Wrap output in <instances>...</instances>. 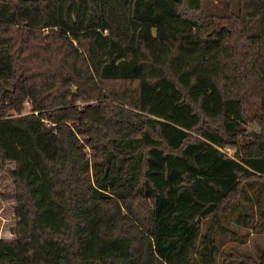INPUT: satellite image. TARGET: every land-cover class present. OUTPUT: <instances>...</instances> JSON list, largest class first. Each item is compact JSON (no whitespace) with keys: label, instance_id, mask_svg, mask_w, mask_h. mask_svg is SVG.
Segmentation results:
<instances>
[{"label":"trees","instance_id":"obj_1","mask_svg":"<svg viewBox=\"0 0 264 264\" xmlns=\"http://www.w3.org/2000/svg\"><path fill=\"white\" fill-rule=\"evenodd\" d=\"M3 171L0 264H264V0H0Z\"/></svg>","mask_w":264,"mask_h":264},{"label":"rangeland","instance_id":"obj_2","mask_svg":"<svg viewBox=\"0 0 264 264\" xmlns=\"http://www.w3.org/2000/svg\"><path fill=\"white\" fill-rule=\"evenodd\" d=\"M23 113H29V107L27 105ZM247 129L257 130L253 125H249ZM228 153L231 154V152ZM12 169L13 165L9 164L7 166V171ZM7 171L0 172V240L2 241L13 239L12 230L16 223L14 216L15 189ZM224 221L225 218H222L223 223ZM240 234V239L233 242L231 241L225 251L234 249L240 253L252 255L253 257L259 254L258 249L264 246V234L256 233L253 230H241ZM219 239V236H217L216 245L219 244Z\"/></svg>","mask_w":264,"mask_h":264},{"label":"built area","instance_id":"obj_3","mask_svg":"<svg viewBox=\"0 0 264 264\" xmlns=\"http://www.w3.org/2000/svg\"><path fill=\"white\" fill-rule=\"evenodd\" d=\"M226 151H227V152H230V150H228V149H227Z\"/></svg>","mask_w":264,"mask_h":264}]
</instances>
